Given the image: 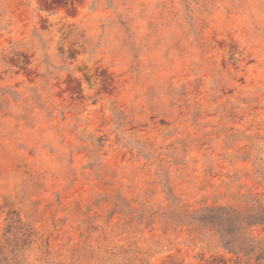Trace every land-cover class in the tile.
<instances>
[{"label":"rangeland","instance_id":"1","mask_svg":"<svg viewBox=\"0 0 264 264\" xmlns=\"http://www.w3.org/2000/svg\"><path fill=\"white\" fill-rule=\"evenodd\" d=\"M261 208L264 0H0V264H256Z\"/></svg>","mask_w":264,"mask_h":264},{"label":"trees","instance_id":"2","mask_svg":"<svg viewBox=\"0 0 264 264\" xmlns=\"http://www.w3.org/2000/svg\"><path fill=\"white\" fill-rule=\"evenodd\" d=\"M225 211H223L224 214L222 216L226 215L225 218H227L231 224V230L228 231L230 236L225 242V248L238 257L241 253H244V255L247 256L250 261L254 259L256 264H264V240L260 242H254L252 239H246V237L242 238L236 234L242 229H248L252 226L260 225L264 227V208L253 211L249 215L234 211L238 217L236 221L233 219V222L231 221L232 215H230L229 212L225 213ZM239 260L240 259L236 260L238 264H240Z\"/></svg>","mask_w":264,"mask_h":264}]
</instances>
